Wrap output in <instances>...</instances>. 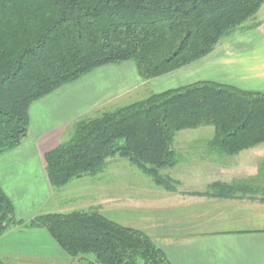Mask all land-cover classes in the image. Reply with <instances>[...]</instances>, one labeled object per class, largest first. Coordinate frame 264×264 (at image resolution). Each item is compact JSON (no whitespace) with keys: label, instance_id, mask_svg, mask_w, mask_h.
Wrapping results in <instances>:
<instances>
[{"label":"trees","instance_id":"16d2710c","mask_svg":"<svg viewBox=\"0 0 264 264\" xmlns=\"http://www.w3.org/2000/svg\"><path fill=\"white\" fill-rule=\"evenodd\" d=\"M264 0H0V156L28 133L32 103L98 68L132 63L149 81L189 66L233 34L257 28ZM93 115V116H90ZM212 127L208 148L228 157L264 144V94L196 82L86 115L43 156L50 186L95 177L119 156L157 185L175 165L174 134ZM233 198L245 183H213ZM12 229L45 230L80 264H170L144 233L97 210L17 220L0 186V238ZM0 264H12L0 260Z\"/></svg>","mask_w":264,"mask_h":264},{"label":"crops","instance_id":"0c3cea01","mask_svg":"<svg viewBox=\"0 0 264 264\" xmlns=\"http://www.w3.org/2000/svg\"><path fill=\"white\" fill-rule=\"evenodd\" d=\"M256 22L257 28L233 34L205 58L162 77L144 81L128 63L109 65L32 103L26 138L0 156V186L14 205L16 219L61 213L58 209L69 205L62 200L66 186H50L43 156L67 139L73 122L91 112L142 92L158 94L202 81L264 94V4ZM212 137L174 134L175 165L161 171L175 182L173 189L157 186L136 167L147 179L131 174L124 180L112 174L106 181L104 169L93 177V185H76V210L95 209L116 224L144 233L170 264H264V144L228 157L208 148ZM110 168L117 173L126 167L116 161ZM236 182L249 190L233 198L215 197L210 190L213 183ZM21 231L12 229L0 238V257L15 264H52L53 257L40 248L57 246L49 234L42 229ZM29 237H37L38 250H25L24 239ZM57 252L65 260L62 264H78Z\"/></svg>","mask_w":264,"mask_h":264},{"label":"rangeland","instance_id":"374dc122","mask_svg":"<svg viewBox=\"0 0 264 264\" xmlns=\"http://www.w3.org/2000/svg\"><path fill=\"white\" fill-rule=\"evenodd\" d=\"M128 64L134 66V64H132V63H128ZM150 94H151L150 92H142L135 99H131V100L127 99L125 101H122V103H120L119 105L110 106V108H107L106 110H111V109H114L116 107L124 106V105H127V104H131L133 102H136V101L143 100V99L147 98ZM93 112H91V113H93ZM90 116H93V115H90ZM181 133H185V134L186 133H191V134H193V133H199V134H201L202 133V134H206L209 137H212V135H213V128L212 127H200L198 129H194V130H184V131H181ZM116 161H118V164L124 165L126 168H124L123 171H120V172H117V173H113V171H111L110 166L112 164L116 163ZM104 169H105V175L103 176V179L104 180L106 179V181H109L111 179L112 174L114 176L117 175L119 178H122L124 180H127V179L132 178L131 177V174H134L137 177H143L144 179H147L146 176H143V174L141 172H139L135 167L131 166L128 163V161H126L123 158H120L119 156H115V158L108 159L106 161V165H105V168ZM86 178L89 180V182L87 180H84V178H81V179L72 181L71 184H69L68 186H66L65 188H63V190H61L62 192H65L64 193L65 195H67L65 198H62V200L65 203L69 204V205L68 206H65V205L64 206H61V209H58V210H61V211H58V212L67 213V212H71L72 210H76V208H78V202L76 200H73V198H72V197H74L73 195L77 191L76 185L79 186V185H82L83 183H85L86 185H87V183L88 184L89 183L90 184L92 183V185H93V183L95 181L93 177H86ZM92 188H93V186H92ZM53 201H54V198H53L52 202ZM23 231L24 230H22L20 233H23ZM24 240L27 242V244H26L27 249H25V248L22 247L25 250H38V244H41L38 241L37 237H29V238L24 239ZM36 241L38 243L37 245H36ZM50 241H52V240H50ZM51 243H53V242H51ZM43 245L40 248L42 250H46L48 252V255H50L51 257H53V259L52 258L50 259V261H49L50 263H52V264H62L65 261L64 259H61L59 257V252H57V251H60V253H62L66 257V259H69L68 256L64 252H62L57 246H55V249L54 248L51 249L47 245H45V246H43ZM0 260H3L5 262H7V263L15 264V262L9 260L8 257H4V258L3 257H0ZM69 261H70V259H69ZM76 263H78V262H76Z\"/></svg>","mask_w":264,"mask_h":264}]
</instances>
